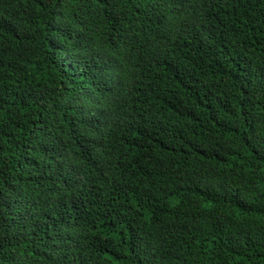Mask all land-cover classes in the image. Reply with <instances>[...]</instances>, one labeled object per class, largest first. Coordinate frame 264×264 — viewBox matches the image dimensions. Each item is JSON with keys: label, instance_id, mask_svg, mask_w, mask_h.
Masks as SVG:
<instances>
[{"label": "trees", "instance_id": "obj_1", "mask_svg": "<svg viewBox=\"0 0 264 264\" xmlns=\"http://www.w3.org/2000/svg\"><path fill=\"white\" fill-rule=\"evenodd\" d=\"M0 264H264V0H0Z\"/></svg>", "mask_w": 264, "mask_h": 264}]
</instances>
